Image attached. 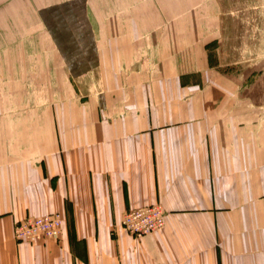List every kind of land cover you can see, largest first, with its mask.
<instances>
[{"label": "crops", "instance_id": "0c3cea01", "mask_svg": "<svg viewBox=\"0 0 264 264\" xmlns=\"http://www.w3.org/2000/svg\"><path fill=\"white\" fill-rule=\"evenodd\" d=\"M0 264H264V0H0Z\"/></svg>", "mask_w": 264, "mask_h": 264}, {"label": "built area", "instance_id": "2783aa9c", "mask_svg": "<svg viewBox=\"0 0 264 264\" xmlns=\"http://www.w3.org/2000/svg\"><path fill=\"white\" fill-rule=\"evenodd\" d=\"M166 211L159 203L140 206L127 211L122 226L131 235L142 237L161 229L165 225ZM63 231V221L58 213L27 217L15 225V233L20 241L35 242L47 238H59Z\"/></svg>", "mask_w": 264, "mask_h": 264}, {"label": "bare ground", "instance_id": "6f19581e", "mask_svg": "<svg viewBox=\"0 0 264 264\" xmlns=\"http://www.w3.org/2000/svg\"><path fill=\"white\" fill-rule=\"evenodd\" d=\"M47 214H51V213H47ZM59 214V213H58ZM60 215V214H59ZM63 221V220H62ZM14 232H15V230H14ZM15 237H16V239H17V236H16V233H15ZM18 240V239H17ZM42 240V239H41ZM41 240H38V241H41ZM23 241H26V240H23ZM30 242V241H29ZM36 242V241H35Z\"/></svg>", "mask_w": 264, "mask_h": 264}]
</instances>
